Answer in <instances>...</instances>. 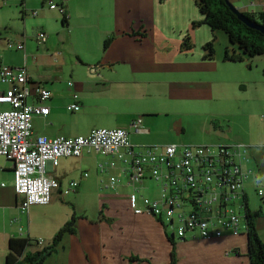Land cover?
I'll list each match as a JSON object with an SVG mask.
<instances>
[{"label":"crops","instance_id":"0c3cea01","mask_svg":"<svg viewBox=\"0 0 264 264\" xmlns=\"http://www.w3.org/2000/svg\"><path fill=\"white\" fill-rule=\"evenodd\" d=\"M48 1L0 0L4 11L21 16L18 28L6 24L3 46L11 54L0 53V63L26 67L27 103H36L38 86L50 92L44 103L49 112L32 118L31 138L122 128L129 130L135 151L245 144L244 168L252 172L244 184L246 207L258 213L256 232L264 241V200L255 192L258 184L264 188V73L247 80L245 60H224L226 47L206 57L203 46L216 39V31L205 24L192 27L202 19L195 0H53L64 7L65 17L49 9ZM32 22L36 28L27 29ZM38 32L46 34L44 44L36 43ZM187 35L190 50L182 48ZM7 41L22 42L25 52L8 49ZM7 88L0 82V91ZM74 103L80 109L68 110ZM133 120H139V132L130 128ZM122 154L111 168V158L93 149L48 164L58 188L48 205L26 212L14 190L13 165L0 157V264H6L9 240H42V247L25 253L40 250L72 218L74 233L66 234L43 264H169L172 252L176 264H250L246 234L180 240L173 228L142 211L140 197L132 206L124 171L130 157ZM110 177L117 185L104 188ZM138 188L139 196L152 200L161 192L150 177ZM251 198L259 202L249 204Z\"/></svg>","mask_w":264,"mask_h":264},{"label":"built area","instance_id":"2783aa9c","mask_svg":"<svg viewBox=\"0 0 264 264\" xmlns=\"http://www.w3.org/2000/svg\"><path fill=\"white\" fill-rule=\"evenodd\" d=\"M47 6L65 17L63 6L53 0H49ZM35 40L38 45L44 44L46 34L38 32ZM6 47L25 52L22 42L7 41ZM28 81L25 66L14 68L0 63V82L8 86L7 90L0 91V106H8V110H0V157L13 165L14 190L21 197L22 212L51 202V193L58 188V183L48 176V164L54 167L60 158H78L85 149H93L111 158L107 163L111 168L114 160L121 159L122 151H126L130 160L124 171L128 174L127 184L132 187L131 205L135 207L140 197L142 211L173 228L172 236L195 240L246 234L244 184L252 174L244 168L249 161L247 145L171 144L135 151L129 130L122 128L93 129L87 136L73 138L38 136L32 139V118L48 114L44 103L50 92L38 86L34 89L36 103L29 104ZM67 109L78 111L80 106L74 103ZM130 128L139 132V120H133ZM146 177L161 189L156 200L139 196L138 186ZM117 183L115 177H110L104 188L113 189ZM75 186V182L70 183L71 188ZM255 192L264 200L261 184L256 186ZM33 245L42 247L43 241L36 240Z\"/></svg>","mask_w":264,"mask_h":264},{"label":"trees","instance_id":"16d2710c","mask_svg":"<svg viewBox=\"0 0 264 264\" xmlns=\"http://www.w3.org/2000/svg\"><path fill=\"white\" fill-rule=\"evenodd\" d=\"M196 6L202 16V19L192 23L195 28L201 24L207 25L213 32L219 30L224 32L231 49H226L224 60L230 62L244 61L255 56L264 55V35L258 31L247 28L244 24L238 21L237 17L230 11L224 0H195ZM248 19L264 26V11L248 12L241 11ZM215 38L207 42L203 49L206 52L207 58H212L214 55ZM107 42L104 44L106 48ZM192 41L190 36L183 41L182 48L184 50L192 49ZM236 48V50L234 49ZM245 58V59H244ZM76 104V103H75ZM68 107V106H67ZM245 204L246 201L244 200ZM246 225H247V256L250 264H264V241H262L255 226V219L258 213L250 212L246 207ZM74 233V218L65 223L62 228L54 235L51 243L40 250L30 252L25 250L34 245L28 239H11L9 240V254L6 257V264H43L44 261L53 252L62 241L66 234ZM25 253L21 261L18 260ZM169 264H176V258L171 253Z\"/></svg>","mask_w":264,"mask_h":264},{"label":"rangeland","instance_id":"374dc122","mask_svg":"<svg viewBox=\"0 0 264 264\" xmlns=\"http://www.w3.org/2000/svg\"><path fill=\"white\" fill-rule=\"evenodd\" d=\"M230 3L238 10L240 11H248V12H259L264 11V0H229ZM4 5V4H3ZM2 2L0 3V53L4 54H11L6 49H4V39L6 38V32L9 31V26L6 25L7 23L14 27L18 28L21 24V16L14 15V11H4V7H7L6 5L3 6ZM36 28L35 23H31V25H27V29ZM215 42H214V50L221 51L225 48L231 49L232 46L229 44L227 35L217 30L215 32ZM236 50V48L234 47ZM237 51V50H236ZM245 59V58H244ZM244 69L246 70L245 77L247 80H250L254 75L260 76L264 73V55L255 56L253 58H246L244 62ZM248 66H251V70L247 69ZM252 75V76H251ZM0 110H8V106H0ZM190 134V133H189ZM187 135V137L189 136ZM206 138V137H205ZM251 201L253 203L259 202L257 198H251L249 199V204H251Z\"/></svg>","mask_w":264,"mask_h":264},{"label":"water","instance_id":"95a60500","mask_svg":"<svg viewBox=\"0 0 264 264\" xmlns=\"http://www.w3.org/2000/svg\"><path fill=\"white\" fill-rule=\"evenodd\" d=\"M227 7L230 9V11L237 17L238 21H240L242 24H244L247 28L258 31L262 35H264V26L251 21L248 19L240 10L236 9L229 0H224Z\"/></svg>","mask_w":264,"mask_h":264}]
</instances>
